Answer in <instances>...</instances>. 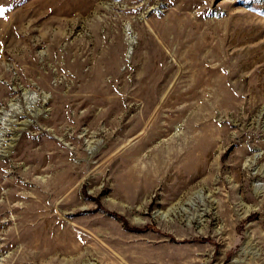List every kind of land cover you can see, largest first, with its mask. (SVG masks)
I'll use <instances>...</instances> for the list:
<instances>
[{"label": "rangeland", "instance_id": "rangeland-1", "mask_svg": "<svg viewBox=\"0 0 264 264\" xmlns=\"http://www.w3.org/2000/svg\"><path fill=\"white\" fill-rule=\"evenodd\" d=\"M0 10V264H264V0Z\"/></svg>", "mask_w": 264, "mask_h": 264}, {"label": "bare ground", "instance_id": "bare-ground-1", "mask_svg": "<svg viewBox=\"0 0 264 264\" xmlns=\"http://www.w3.org/2000/svg\"><path fill=\"white\" fill-rule=\"evenodd\" d=\"M132 38H133V37H132ZM133 41H134V40H133ZM133 41L131 40V41L129 42V47H128V53H129V54H130L131 51H132ZM15 141H16V139H14V140L12 141L11 146L9 145L11 150H13V148H14ZM6 153H8V152H6ZM8 154H9V153H8ZM179 190H180V189L178 188V189H177V192H178ZM173 194H176V193H173Z\"/></svg>", "mask_w": 264, "mask_h": 264}, {"label": "snow or ice", "instance_id": "snow-or-ice-1", "mask_svg": "<svg viewBox=\"0 0 264 264\" xmlns=\"http://www.w3.org/2000/svg\"><path fill=\"white\" fill-rule=\"evenodd\" d=\"M0 15H2V10H0Z\"/></svg>", "mask_w": 264, "mask_h": 264}, {"label": "trees", "instance_id": "trees-1", "mask_svg": "<svg viewBox=\"0 0 264 264\" xmlns=\"http://www.w3.org/2000/svg\"><path fill=\"white\" fill-rule=\"evenodd\" d=\"M121 217V216H120Z\"/></svg>", "mask_w": 264, "mask_h": 264}]
</instances>
